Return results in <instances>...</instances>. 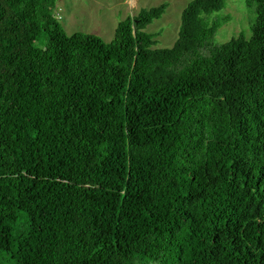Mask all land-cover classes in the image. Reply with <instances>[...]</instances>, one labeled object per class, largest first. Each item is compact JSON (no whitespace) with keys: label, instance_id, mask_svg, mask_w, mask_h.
<instances>
[{"label":"trees","instance_id":"obj_1","mask_svg":"<svg viewBox=\"0 0 264 264\" xmlns=\"http://www.w3.org/2000/svg\"><path fill=\"white\" fill-rule=\"evenodd\" d=\"M248 3V37L211 44L225 0H190L157 47L164 3L106 42L67 34L55 0H0V264H264V0Z\"/></svg>","mask_w":264,"mask_h":264},{"label":"rangeland","instance_id":"obj_2","mask_svg":"<svg viewBox=\"0 0 264 264\" xmlns=\"http://www.w3.org/2000/svg\"><path fill=\"white\" fill-rule=\"evenodd\" d=\"M189 1L55 0L53 13L67 34L93 33L108 42L113 39L115 27L120 20L134 16L141 8L164 3V13L148 24L145 31L157 33L155 46L170 47L177 38L181 12ZM254 16V6H250L248 0H225L223 8L206 16L210 23H221L211 39V44H220L240 33L248 37ZM201 51L206 53L204 48Z\"/></svg>","mask_w":264,"mask_h":264}]
</instances>
